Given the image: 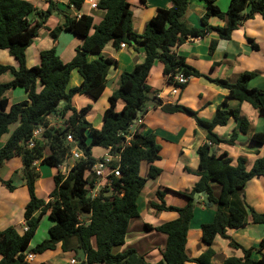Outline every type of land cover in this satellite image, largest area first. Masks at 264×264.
<instances>
[{"label": "trees", "instance_id": "1", "mask_svg": "<svg viewBox=\"0 0 264 264\" xmlns=\"http://www.w3.org/2000/svg\"><path fill=\"white\" fill-rule=\"evenodd\" d=\"M144 3V0H140ZM191 0H170L171 6L159 9L146 24L140 38L144 60L129 73H122L118 89L107 98V107L103 111V124L99 130L94 129L86 120L91 109L87 105L79 110L72 106L77 95H87L98 99L105 89V82L110 69L116 68V61L99 57L88 60L89 55L101 53L105 45L118 50L120 44H130L137 36L131 30V8L129 0H97V7L105 11L104 17L97 24L92 17L82 14L79 18L63 15V22L50 37L55 41L61 32L73 34L82 40L69 63H63L54 48L40 53L38 66H25L24 52L38 37L44 20L52 13V6L44 12L36 11L25 0H0V50H8L17 67L0 64V76L10 73L8 83H0V143L11 125H16L7 140L0 146V169L13 157H20L23 179L28 191L29 201L24 206L23 220L27 230L8 227L0 231V264H27V253L38 255L53 251L57 244L63 253L73 252L80 255L79 264H151L145 261L135 249L127 248L115 252L125 244L127 229L131 220L139 218L137 200L148 180L160 175L161 170L154 163L159 160L160 146L152 133H135L128 146L120 152L124 141L123 135L129 134V128L138 117H143L149 102L160 107L166 114L183 113L193 120L205 132L206 142L197 149L199 158L195 176L196 183L188 193H177L187 200L182 208L166 207L164 197L168 190H157L155 199L150 203L157 212H175L177 217L154 230L166 235L161 260L155 264H212L214 251L211 249L214 239L219 236L229 240V246L240 250V257H228L222 264H264V239L259 249H244L230 240L226 232L246 225L251 218L254 224H264V214L257 213L247 205L243 188L255 178H264V152L256 159L252 167L246 169V159L238 157L235 165L227 153L212 152L211 146L219 144L232 145L236 138L233 132L229 140H222L215 129L225 127L232 120L239 123V132L245 134L248 122L240 117L239 108H228L227 100L239 104H250L264 116V90L248 88L254 77L253 73H243L234 83L225 80H209L210 83L227 90V97L221 102L210 120H201L197 112L180 105H162L156 100L157 92H151L146 84L147 77L155 61L162 64V74L168 84L173 78L183 74L188 79L200 76L197 71L186 65L183 57L171 53V49L190 39L203 38L215 32L220 40H229L239 25L255 15L264 19V0H230L226 12H221L213 0H203L206 11L201 18V28H187L181 22L187 5ZM73 9L80 10L85 0H66ZM212 17L226 18L224 27H211L208 20ZM246 42L253 52L258 51L254 40L246 37ZM216 41L210 43L212 50ZM75 70L81 77V83L67 89L70 74ZM37 83L41 90L37 91ZM185 87L182 86L183 89ZM23 89L27 101L9 106L6 93L12 89ZM122 107L116 111V105ZM49 117L63 122L58 127L49 125ZM44 129L41 140L32 149L26 143L33 130ZM71 135L76 147L87 158L70 163L66 175L58 173L53 176L54 188L49 200L35 198L33 184L38 179V166L58 168L70 158L71 145L65 139ZM251 141L264 146V133H254ZM48 149L49 154L44 155ZM94 148L114 156L120 154L119 178H113L111 187L101 191L98 198L87 196L88 179L86 171L96 160ZM98 152V153H99ZM141 162L148 165L146 177H141ZM117 163H112L115 167ZM10 187L9 181H2ZM219 193L214 195L213 186ZM203 194V203L214 206V217L210 223L200 226L201 240L208 246L198 258L191 259L185 252L186 235L193 217L195 194ZM38 211L39 215L34 216ZM43 215H47L53 225L47 231V238L34 248H29L32 238ZM84 218L79 225V218ZM20 231V232H19ZM258 253L259 259L252 255Z\"/></svg>", "mask_w": 264, "mask_h": 264}, {"label": "crops", "instance_id": "2", "mask_svg": "<svg viewBox=\"0 0 264 264\" xmlns=\"http://www.w3.org/2000/svg\"><path fill=\"white\" fill-rule=\"evenodd\" d=\"M25 1L31 3L33 8L39 12H45L49 6H52L53 9L48 18L44 20L43 28L40 29L38 37L33 41L34 43L32 42L35 44L41 38L38 45L40 49L27 53V47L24 52L25 66L27 68L38 66L40 63V53L51 48L55 49L56 55L63 63H69L72 60L75 50L82 44L81 38L70 33L65 34V32H61L57 39L53 41L49 35L52 29L63 22L64 14L69 16H74L76 13L79 15L84 14L92 17L95 24L102 20L105 14L103 10L98 8L92 10L86 5L82 6L80 10L73 9L66 0ZM213 2L224 13L228 8L230 0H213ZM129 3L132 13L131 30L137 38L131 41L130 44H124V48L115 50L109 43L105 45L101 53L89 55L88 60H94L99 57L111 58L116 61V68L109 70L105 89L98 99H94L90 95H77L72 100V106L76 110L90 105L91 109L86 115V120L97 130L103 124L102 114L107 107V98L118 89L121 74L131 72L136 65L141 64L144 60L145 55L139 44L140 38L138 37L143 34L147 22L154 17L159 9H167L171 6L170 0H144V3L140 0H129ZM205 11L206 4L203 0H191L181 18V22L187 28H201V18ZM55 15L59 17H54ZM226 21V18L219 19L212 17L208 20V25L211 27H224ZM62 34L69 37L61 39L60 36ZM246 37L254 40L258 47L257 52H253L248 46ZM212 41H216V44L211 50L209 46ZM171 53L177 57H183L186 65L197 71L200 76L190 77L188 83L177 96H170V86L162 74V64L155 61L147 77L146 84L150 87L151 92H157L156 100L162 105L177 103L197 112V116L201 120H210L216 112L217 106L227 97L228 92L210 83L208 79H219L234 83L241 74L249 72L253 73L254 77L248 83V88L264 90V19L260 15H255L252 20L243 21L238 29L231 34L229 40H220L215 32H210L203 38L190 39L172 48ZM14 63L7 61L5 64L16 68L17 64ZM1 78H6V82L4 83H8L11 81L12 76L10 73H5L1 75ZM71 79L72 73L70 74L67 89L78 86L82 81L79 74L72 83ZM149 81L153 83L151 84ZM40 90L41 86L37 84V91ZM10 91L13 92V89ZM17 99L19 101L17 100L18 102L16 103L27 101L26 92L23 90V93ZM8 101L9 106L13 104L10 98H8ZM122 105V102H118L115 110L119 111ZM227 106L231 109L239 108L240 117L245 118L248 122L247 132L245 134L239 132V123L233 120L225 127L216 128L215 132L222 140H229L233 132L236 133V138L232 145L224 143L216 146L212 145V152H217V155L222 152L227 153L233 165H235L238 157H244L246 159V169L249 170L254 161L260 158L264 152V146L256 145L251 141V136L254 133H264V116H259L258 112L248 103L239 104L237 101L229 99L227 100ZM50 118L54 117H49L48 120ZM132 133L133 135L135 133H152L155 135L157 144L160 146V151L159 160L154 165L161 172L155 178L156 180L153 179V186L156 185L159 188L168 190L164 197L165 205L166 207H173L166 204L167 196L175 194V192L188 193L197 181V177L195 176L199 162L197 149L206 142L205 132L197 126L195 120L191 117L183 113L166 114L161 111L160 107L154 106L153 102H149L144 116L133 124ZM245 137L246 141L243 142L241 138ZM106 153L107 151L99 152L95 158H100ZM7 163L8 161L2 167L5 168L8 165ZM169 164L172 167L169 168ZM68 165L70 167V164ZM168 168L169 175L171 176L169 182L171 184L169 182H160L162 172ZM56 169L57 172L52 174L54 176L62 172L63 165ZM147 170L148 165L141 162L139 167L140 176L146 177ZM11 172L12 170L10 173H5L6 178L11 175ZM36 173H38L37 168ZM60 174L63 175V173ZM38 176L37 185L40 182V173ZM0 180L7 181L5 177L0 178ZM21 188L25 189L23 185ZM144 189L141 194L144 192ZM155 190L151 188L148 192H145L144 197L141 199L145 215L146 213L149 214L141 223H143L144 232H148L150 240L143 237L145 234L139 231L141 223L138 224V218H135L129 223L125 244L115 251L122 252L127 249L125 246L128 244V239L131 243L140 242L139 247L135 250L139 255L144 257L146 262L151 264L158 263L161 260L167 236L154 230H147L145 225L156 228L177 217L175 212H157L151 209L150 203L153 200H151V196L149 197V195L153 194ZM213 190L215 197H217L219 193L218 187L214 185ZM243 192L247 205L252 207L257 213L264 214V178L252 179L243 188ZM48 199L49 197L45 201H48ZM203 201V198L195 201L193 217L189 223L186 235L185 252L191 259L198 258L208 248L201 240L200 226L213 220L214 206L207 207ZM38 213L36 211L34 216H37ZM11 214L12 210H7L5 216L0 218V231L12 226L17 230L22 229L23 218L20 216L17 222H15L16 225H14L9 220ZM226 235L231 241L244 249L254 248L257 250L264 239V224H254L251 222V218H248L246 225L238 229L228 230ZM211 249L214 251L212 264H222L228 257L241 256L240 250L230 247L229 240H224L219 236L214 239ZM261 254H264V248L261 250ZM31 255L32 259L28 264H71L70 261L73 259L77 262L76 264H79L80 259V256L72 251L63 253L60 244H57L53 251ZM259 257L258 253L252 255V258L255 260L259 259Z\"/></svg>", "mask_w": 264, "mask_h": 264}, {"label": "rangeland", "instance_id": "3", "mask_svg": "<svg viewBox=\"0 0 264 264\" xmlns=\"http://www.w3.org/2000/svg\"><path fill=\"white\" fill-rule=\"evenodd\" d=\"M54 17H59L57 15H55ZM252 19H248L246 21H249ZM44 25V24H43ZM59 26V25H58ZM58 26H56L54 29H56ZM43 28V27H42ZM54 29H52L51 31H53ZM50 31V32H51ZM67 32H65L66 34ZM50 34V33H49ZM60 34V33H59ZM61 35L60 38H64V37H69L67 35ZM41 40V38L33 45H31V47L29 46L27 49V53H31L33 51H37V49L39 48V41ZM7 61L14 63L15 60L10 56L9 51L8 50H0V64L4 65ZM16 64V62L14 63ZM6 65V64H5ZM72 79H71V83L73 82V80L75 78H77L78 73L73 70L72 72ZM6 82V78H1L0 76V83H4ZM150 82V81H149ZM151 84L153 83L152 81L150 82ZM38 84V83H37ZM150 85V84H149ZM170 86V90L172 89V84H169ZM23 93V90L20 89H13L12 91H9L6 93V96L8 98H10L11 103L16 104V102H18L19 100L17 99V97L19 95H21ZM18 100V101H17ZM49 121V125L55 127H58L60 125L63 124L62 121L57 120L55 118H50ZM62 123V124H61ZM16 125H11L8 129V132L6 134H4L1 138V144L8 139V137L10 136L11 132L15 129ZM243 142L246 141V137L245 138H241ZM100 151L99 148H94L93 152L94 153H98ZM49 151L46 148L44 150V155H48ZM73 160L71 157L65 161V163H63V169L62 172L63 175H66L69 169V165L70 163H73ZM6 163V162H5ZM4 163V164H5ZM8 165L5 166V168H1L0 169V178L5 177V180L7 179V181L10 182V187L9 186H4V185H0V218L4 217L6 214L7 210H12V214L9 218V220L11 221V223L17 222V219L21 216L23 218L24 216V205L29 201V195H28V191L27 188L25 186V181L23 179V172H22V164H21V159L20 157H13L11 160H8ZM35 167L37 168L38 174L40 173V182L37 185V179L34 181L33 184V189H34V196L37 199L40 200H45L49 197L50 193L52 192L53 188H54V183L52 181V178L55 172H57V169L54 167H48V166H38V164L35 165ZM168 167H172L170 164L168 165ZM169 168L166 169L165 171L162 172V176L160 178V182L162 183H167L171 180V176L169 175ZM11 175H9L6 178V174L5 173H10ZM60 171V170H59ZM87 173V171H86ZM143 174V173H142ZM156 180V179H155ZM148 182V183H147ZM145 184V189L144 192L141 194L140 199L137 202V209L139 211V218L137 220V223H141V221H144V218H146L147 216H149L148 213L144 212V208L142 206V197H144L145 192H148L151 188L156 189V190H165L164 188H159L156 185L153 186L154 181L153 180H148ZM171 184V182H169ZM22 185L25 187V189L21 188ZM155 190V192H156ZM155 192L153 194H150L149 197L151 196V200L155 199ZM167 193V192H165ZM49 200V199H48ZM186 199L181 197L180 195H178L176 192L175 194H171L167 196V200H166V204H168L169 206H173L175 208H182L185 206L186 204ZM2 205V207H1ZM7 208V209H6ZM6 209V210H5ZM39 215V213H38ZM37 215V216H38ZM53 225V222H51L47 215H43L40 219V222L38 224V229L34 235V237L31 240L30 243V247L34 248L38 243H40L42 240H44L43 238H47V231L48 229ZM13 227V226H12ZM21 228V226H20ZM139 231L143 234H145L143 237H146L147 240H150L149 234L148 232H144L145 229L143 227V223H141V227L139 228ZM128 244L125 246V248H132V249H137L140 245V242L138 243H131L130 240H127ZM117 249H114V251H116ZM81 254H79L78 256H80Z\"/></svg>", "mask_w": 264, "mask_h": 264}, {"label": "built area", "instance_id": "4", "mask_svg": "<svg viewBox=\"0 0 264 264\" xmlns=\"http://www.w3.org/2000/svg\"><path fill=\"white\" fill-rule=\"evenodd\" d=\"M88 6L89 9H97V0H85V3L83 6ZM81 15L75 14L73 17L79 18ZM120 48H124V44H120ZM188 78L185 77L183 74H179L173 78L172 89L170 90V96H177L180 91L181 87L186 85L188 83ZM55 118V117H54ZM141 117H138L135 121H139ZM56 119V118H55ZM58 120V119H57ZM62 124V123H61ZM133 126V125H132ZM132 126L129 128V134L123 135L124 141L120 145V152L129 145L133 133H132ZM53 127V126H52ZM44 129L41 127H37L33 130L32 136L30 140L26 143V146L28 149H32L37 141L41 140V135L43 133ZM66 143L71 145L70 150V157L75 160H84L87 161V158L82 154V152L79 151V149L76 147V144L74 143L71 135H67L65 139ZM120 161V154H116L114 156L109 154V150H107V153L100 157L96 158L94 163L91 165L90 169L87 170L86 177L88 179V183L86 186L87 190V196L90 199L98 198L101 195V191L105 189L106 187H111L113 178H119L120 172H119V163ZM112 163H117L115 167L112 166ZM37 162L35 161L33 165L35 166ZM84 218H79V225L83 223ZM23 231L27 230V226L25 223L22 224ZM32 259L31 254H26L24 258L25 263H29ZM71 264H76L77 262L73 259L70 261Z\"/></svg>", "mask_w": 264, "mask_h": 264}, {"label": "water", "instance_id": "5", "mask_svg": "<svg viewBox=\"0 0 264 264\" xmlns=\"http://www.w3.org/2000/svg\"><path fill=\"white\" fill-rule=\"evenodd\" d=\"M199 198H203V199H204V195L199 193V194H195V195L193 196L194 201H197ZM206 206H207V207H211V204H207V203H206Z\"/></svg>", "mask_w": 264, "mask_h": 264}]
</instances>
